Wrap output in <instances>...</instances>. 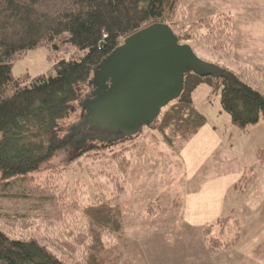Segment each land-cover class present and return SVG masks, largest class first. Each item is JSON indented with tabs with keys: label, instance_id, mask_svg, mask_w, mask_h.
<instances>
[{
	"label": "trees",
	"instance_id": "1",
	"mask_svg": "<svg viewBox=\"0 0 264 264\" xmlns=\"http://www.w3.org/2000/svg\"><path fill=\"white\" fill-rule=\"evenodd\" d=\"M192 1L0 0V264H68L39 237L42 229L58 224L76 227L75 246L87 250L82 264H118L112 257L117 245L107 246L110 236L118 242L122 230L117 199L109 197L113 192L106 198L97 194L86 199L72 173L74 161L98 150L77 149L82 130L67 135L62 125L76 86L88 82L125 39L154 23H177ZM175 36L183 44L184 38ZM186 39L221 57L233 54L227 16L199 20ZM42 47L49 50V57L62 55L53 75L14 78V61ZM219 69L218 76L185 74L181 95L153 123L169 147L177 139L190 141L207 124L192 102L201 84L212 89L210 96L220 95L223 112L242 134L264 122V72L244 65L238 74ZM249 70L254 72L247 74ZM59 153L66 159L51 164ZM248 179L242 175L234 188L243 190ZM201 236L210 254L230 252L241 237L240 220L235 215L220 217L204 226Z\"/></svg>",
	"mask_w": 264,
	"mask_h": 264
},
{
	"label": "rangeland",
	"instance_id": "2",
	"mask_svg": "<svg viewBox=\"0 0 264 264\" xmlns=\"http://www.w3.org/2000/svg\"><path fill=\"white\" fill-rule=\"evenodd\" d=\"M244 1L193 0L187 6L182 20L165 24L175 29V34L184 38L183 44H188L195 55L208 64L218 65L235 74L242 72L243 65L264 72L260 68L262 66L260 57L251 47L252 35L257 37L260 32H264V23H249L248 17L243 14V6L248 0ZM220 16L230 17L232 23L233 54L230 58L211 52L198 41L186 39L187 31L196 22ZM53 54L49 57L50 52L44 47L28 51L22 58L14 61L13 77L33 79L42 75H53L54 64L62 57L60 53ZM252 70L247 74H252L254 72ZM90 80L76 86V96L70 103L72 106L70 113L68 112V118L61 125L62 127L65 125L67 135L71 131L82 130L76 141L77 149L98 150L83 154L74 161L75 165L73 163L74 181L79 180L85 198L93 200L97 194L106 198L104 195L109 196L113 192L109 197L117 199L114 203L120 205L122 230L118 236L119 240L117 242V237L112 239L110 236L108 238L110 244H107L117 245L115 252L112 253L114 262L195 264L191 257H196V260L200 261L199 264H211L208 260L210 253L207 248L204 252L205 242L201 236V229L204 226L192 228L184 220V203L189 184L181 152L190 141L177 139L174 145L169 147L153 124L143 126L136 135L123 138L120 143H117L120 141L116 138L118 134L114 139L108 137L110 133H105L104 136L91 128L84 117L86 111L83 105L92 91ZM211 90L207 84L198 86L192 94L193 105L206 118L207 124L218 131L222 129L226 140L243 152L244 165L247 166L249 174L260 171L264 157L259 156L257 152L260 144H253L256 136H245L233 126L231 117L221 108L220 95L210 96ZM257 128L264 129V125ZM102 136L104 139L101 140ZM110 143L115 144L110 146ZM75 152L78 153L77 150ZM62 159H66V155L59 153L52 159L51 164ZM68 175L71 174H67V177ZM111 199L112 202L113 198ZM21 230L19 228L17 232ZM42 230L43 233H40L39 237L43 243L57 255L65 258L68 264H82L85 261L87 250L76 248L79 233L72 224L51 225L48 231Z\"/></svg>",
	"mask_w": 264,
	"mask_h": 264
},
{
	"label": "water",
	"instance_id": "3",
	"mask_svg": "<svg viewBox=\"0 0 264 264\" xmlns=\"http://www.w3.org/2000/svg\"><path fill=\"white\" fill-rule=\"evenodd\" d=\"M187 73L218 76L222 71L179 44L165 23L138 31L92 72L89 85L97 91L83 105L89 126L120 131L118 140L136 135L179 98Z\"/></svg>",
	"mask_w": 264,
	"mask_h": 264
},
{
	"label": "crops",
	"instance_id": "4",
	"mask_svg": "<svg viewBox=\"0 0 264 264\" xmlns=\"http://www.w3.org/2000/svg\"><path fill=\"white\" fill-rule=\"evenodd\" d=\"M243 14L248 17L249 23H264V0H248L243 6ZM251 47L260 57V68L264 70V32H260L257 37L252 35ZM261 125L264 122L243 134L256 136L253 144H260L257 152L264 151V129L257 128ZM181 158L189 184L184 203L185 223L196 228L220 217L235 215L242 226L236 248L229 253H207L209 262L264 264V159L260 171L249 174L244 165L243 152L226 140L222 129L218 131L209 124L202 127L185 145ZM242 175H248L250 179L244 189L238 191L234 185ZM204 248L206 252L205 245ZM191 259L195 264L200 263L196 257Z\"/></svg>",
	"mask_w": 264,
	"mask_h": 264
},
{
	"label": "flooded vegetation",
	"instance_id": "5",
	"mask_svg": "<svg viewBox=\"0 0 264 264\" xmlns=\"http://www.w3.org/2000/svg\"><path fill=\"white\" fill-rule=\"evenodd\" d=\"M96 91H97L96 87H93V86H92V91H91L90 94L88 95V98H90L91 95H92V93H94V92H96ZM88 98H87V99H88ZM87 99H86V100H87ZM90 99H91V98H90ZM84 117H85V120H87L88 122H90V119H89V118H86V115H85ZM98 131H99L101 134H103L104 136H106L105 133H110V135H109L108 137L111 138V139H114L115 136H117V134H118L117 137H119V136H120L119 134L121 133L120 131H116V133H113V132H111V131H109V130H107V129H104V130H98ZM117 137H116V138H117ZM99 138H100V137H99ZM100 139H101V140L104 139L103 136H102Z\"/></svg>",
	"mask_w": 264,
	"mask_h": 264
},
{
	"label": "bare ground",
	"instance_id": "6",
	"mask_svg": "<svg viewBox=\"0 0 264 264\" xmlns=\"http://www.w3.org/2000/svg\"><path fill=\"white\" fill-rule=\"evenodd\" d=\"M123 42H124V41H123ZM122 44H123V43H122ZM122 44H121V45H122ZM121 45H120V46H121Z\"/></svg>",
	"mask_w": 264,
	"mask_h": 264
}]
</instances>
